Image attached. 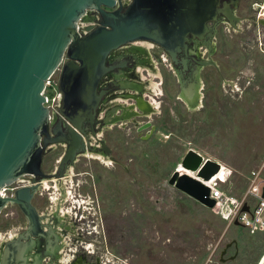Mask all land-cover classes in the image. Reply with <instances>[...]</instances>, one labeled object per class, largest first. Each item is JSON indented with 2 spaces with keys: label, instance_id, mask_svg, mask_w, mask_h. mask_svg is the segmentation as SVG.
Returning <instances> with one entry per match:
<instances>
[{
  "label": "rangeland",
  "instance_id": "rangeland-1",
  "mask_svg": "<svg viewBox=\"0 0 264 264\" xmlns=\"http://www.w3.org/2000/svg\"><path fill=\"white\" fill-rule=\"evenodd\" d=\"M237 15L243 20L239 30L226 26L214 40L217 52L213 60L219 71L207 67L201 74L207 103L204 110L188 114L175 103L173 114L168 117L166 111L156 119L157 129L150 139L132 135L131 140L128 136L126 151L116 157L126 170L116 166L115 171H103L93 162L82 161L94 177L96 170L101 173L110 187V198L99 201L103 223L94 217L100 232H79L84 241L88 234L84 246L95 252L92 264L98 259L110 264L263 261L264 234L251 235L234 224L227 227L214 210L168 185L186 152L193 149L221 163L220 189L239 196L249 172L264 157V0H240ZM58 78L59 71L53 79ZM177 91L176 83L166 89L169 100L173 101ZM58 154L51 152L45 165L47 161L54 164ZM40 200L36 198L35 205ZM11 213L14 215L5 217ZM23 226L16 208L0 214V230ZM82 261L79 257L76 262Z\"/></svg>",
  "mask_w": 264,
  "mask_h": 264
},
{
  "label": "water",
  "instance_id": "water-1",
  "mask_svg": "<svg viewBox=\"0 0 264 264\" xmlns=\"http://www.w3.org/2000/svg\"><path fill=\"white\" fill-rule=\"evenodd\" d=\"M238 1L129 0L124 5L123 0H0V190L23 175H43L41 163L48 145L45 138L58 132L55 118L58 124L65 122L69 133L60 166L73 161L81 126L98 104L96 87L107 72L105 60L110 52L146 40L175 59L190 37L202 41L211 52L215 26L225 21L236 27L239 19L234 10ZM87 11H94L99 20L82 33L78 23ZM198 65L216 66L210 59ZM57 71L62 98L50 120L43 92L45 83ZM178 166L204 181L221 167L193 149L186 152ZM178 169L168 185L214 210L209 188ZM33 189H19L14 198L0 196V211L11 202L28 220L27 230L11 245L24 248L21 239L38 235L34 232L37 215L30 203ZM234 225L240 226L237 222ZM2 264H11L8 250Z\"/></svg>",
  "mask_w": 264,
  "mask_h": 264
},
{
  "label": "flooded vegetation",
  "instance_id": "flooded-vegetation-1",
  "mask_svg": "<svg viewBox=\"0 0 264 264\" xmlns=\"http://www.w3.org/2000/svg\"><path fill=\"white\" fill-rule=\"evenodd\" d=\"M128 2L123 0L124 5ZM223 2L229 4V0ZM239 3L240 0L234 10L239 19L235 28L225 21L215 26L211 52L206 45L201 44L202 41L191 37L185 48H180L176 53L175 59L159 45L146 40L130 42L110 52L105 60L107 72L96 87L98 104L91 118L81 126L79 146L73 161L60 166L67 149L64 140L69 139V133L65 122L58 124L55 118L53 124L58 132L45 138L48 145L41 163L43 175H23L1 189H5L1 197L14 198L17 190L34 186L30 203L37 215L34 232L38 235L21 239L25 243L24 248L18 244L11 245L27 230L28 220L16 204L6 203L0 214L14 207L23 218L24 226L0 230V264L7 250L11 264H77L79 257L84 261L80 264H92L95 252L90 251L89 246H84L88 234L84 233V241L80 239L83 235L79 232H100L99 225H94V217L103 223L99 201L101 203L103 199L110 198V187L102 180L101 173L96 170L98 174L94 177L87 170V164L81 165L82 161L93 162L103 171H115L116 166L124 168L116 157L126 151L128 136L131 140H134L132 135L140 140L150 139L157 129L156 119L162 118L166 111L168 117L169 113L173 114L175 103L180 104L188 114L206 108L205 84L201 74L207 67L219 71V66L213 60L217 52L214 40L226 26L232 31L239 30L243 22L237 15ZM98 20L94 11H87L81 19L85 24L81 27L82 31L90 25H97ZM212 26L208 25L210 28ZM208 39L206 34L205 41ZM208 59L216 66L198 65L199 61ZM174 83L178 91L172 96L173 102L169 100L166 89L168 91ZM54 151H59L54 164L47 161L45 165L46 157ZM36 198L41 199L40 205H35ZM13 215L6 214L5 217ZM88 223L92 226L89 227ZM72 237L79 241L73 242ZM94 264H110V261L98 259Z\"/></svg>",
  "mask_w": 264,
  "mask_h": 264
},
{
  "label": "built area",
  "instance_id": "built-area-1",
  "mask_svg": "<svg viewBox=\"0 0 264 264\" xmlns=\"http://www.w3.org/2000/svg\"><path fill=\"white\" fill-rule=\"evenodd\" d=\"M84 25L82 21H79L78 30L82 33H85L81 29ZM53 77L54 75L45 83L43 92L50 120L53 114L57 113L62 98L58 90V80L55 81ZM221 168L216 175L207 181L196 178V173L194 174L197 180L209 188V199L215 202L214 211L216 215L227 227L237 222L251 235L264 234V157L257 167L249 172L246 187L239 196H231L220 189L218 175ZM4 194L5 189L0 191V196H4ZM245 207L247 208L246 211L244 210Z\"/></svg>",
  "mask_w": 264,
  "mask_h": 264
},
{
  "label": "bare ground",
  "instance_id": "bare-ground-1",
  "mask_svg": "<svg viewBox=\"0 0 264 264\" xmlns=\"http://www.w3.org/2000/svg\"><path fill=\"white\" fill-rule=\"evenodd\" d=\"M210 160H212V159H210ZM213 161H215V160H213ZM217 162V161H216ZM221 167H222V165H221V163H219V162H217ZM179 167V166H178ZM222 169V168H221ZM178 171H179V173H181V174H188L189 176H191V177H193V178H195L194 177V174L193 173H191V172H189L188 173V171L186 172V170H180V169H178ZM221 171V170H220ZM219 175H220V173H219ZM218 175V176H219ZM216 178V177H215ZM261 264H264V259H263V261L261 262Z\"/></svg>",
  "mask_w": 264,
  "mask_h": 264
}]
</instances>
